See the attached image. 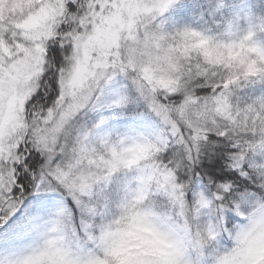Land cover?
<instances>
[{"label": "snow or ice", "instance_id": "snow-or-ice-1", "mask_svg": "<svg viewBox=\"0 0 264 264\" xmlns=\"http://www.w3.org/2000/svg\"><path fill=\"white\" fill-rule=\"evenodd\" d=\"M0 264H264V0H0Z\"/></svg>", "mask_w": 264, "mask_h": 264}]
</instances>
